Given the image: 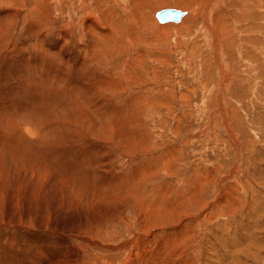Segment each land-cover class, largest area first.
I'll use <instances>...</instances> for the list:
<instances>
[{
    "label": "rangeland",
    "instance_id": "1",
    "mask_svg": "<svg viewBox=\"0 0 264 264\" xmlns=\"http://www.w3.org/2000/svg\"><path fill=\"white\" fill-rule=\"evenodd\" d=\"M163 9L185 16L160 24ZM0 11V264H117L129 250L111 248L134 237L151 239L153 264H264V0H0ZM90 14L100 65L83 69ZM106 186L113 206L81 202Z\"/></svg>",
    "mask_w": 264,
    "mask_h": 264
},
{
    "label": "bare ground",
    "instance_id": "2",
    "mask_svg": "<svg viewBox=\"0 0 264 264\" xmlns=\"http://www.w3.org/2000/svg\"><path fill=\"white\" fill-rule=\"evenodd\" d=\"M86 1V0H85ZM91 1H93V2H95V3H97L98 4V1L99 0H91ZM122 0H120V2H121ZM211 1H217V0H211ZM44 2V1H43ZM135 2H137V1H135ZM212 3V2H211ZM44 4H45V7H46V9L49 7L48 6V4H46L45 2H44ZM138 4V3H137ZM148 5V4H147ZM51 7V6H50ZM208 9H209V7H208ZM139 10V9H138ZM165 10H174V11H177L179 14H180V16H179V18H178V21L176 22V21H167V22H159L160 24H168V23H173V24H178V23H180L181 22V20L183 19V17L185 16V13L184 12H181V11H179V10H177V9H163V10H161V11H165ZM208 11V10H207ZM207 11H205L206 13H208ZM1 12V11H0ZM126 12H127V14H126V16L128 15V19L129 20H127V22H131V21H133V18L135 17L134 16V14H129V12L126 10ZM160 12V11H159ZM204 12V15H205V17H207V14ZM158 13V12H157ZM156 13V14H157ZM156 14H155V18H156ZM93 14H90V15H88L86 18H85V29H87V32H88V34H89V37H88V42H86L87 40L86 39H84V40H86V41H82L83 42V44H81L77 49H78V51H79V56H80V61H79V65H80V67H83V65L82 64H84V66H85V64L86 63H90V65H92V66H94V67H99V65H100V63H99V60H97V56H99V45L96 43V38H94V35H93V33H95L94 32V28H96L97 26H95V25H97V24H95V25H93V20H95L94 18L92 19V17H94V16H92ZM3 16V15H2ZM4 19V18H3ZM2 19V20H3ZM83 19V18H82ZM156 20H157V18H156ZM110 21H112V19H110ZM122 22V21H121ZM119 23H120V21H119ZM208 24V23H207ZM71 25V24H70ZM99 26V25H98ZM167 26V28L169 27L168 25H166ZM84 27V26H83ZM102 27V26H101ZM104 27V26H103ZM114 27V26H113ZM81 28H82V26H81ZM99 28V27H98ZM118 28V27H117ZM159 28H162V29H164L165 30V27L164 26H160ZM70 30H69V33H70V37H71V39H72V41L74 42V30H75V27H73L72 29H71V27L69 28ZM84 29V30H85ZM112 29V28H111ZM115 29V28H114ZM95 30H97V29H95ZM86 31V30H85ZM102 31V30H101ZM105 32V31H104ZM107 32V31H106ZM114 32V31H113ZM117 33H119V32H117ZM99 34H100V32H99ZM105 34V33H104ZM60 35H62V34H60ZM97 35H98V33H97ZM96 35V36H97ZM101 35V34H100ZM74 36V37H73ZM80 37V36H79ZM97 37H99V36H97ZM119 37V36H118ZM87 38V37H86ZM120 38V37H119ZM118 38V39H119ZM81 40V39H80ZM82 40H83V37H82ZM76 41H78L79 42V38H77L76 39ZM111 41V40H110ZM128 41V40H127ZM81 42V41H80ZM60 44H62V43H60ZM57 45V44H56ZM82 46V47H81ZM50 50V49H49ZM59 50V49H58ZM55 56V55H54ZM57 57V56H56ZM101 59V58H100ZM75 60V59H74ZM102 62V61H101ZM67 63V62H66ZM60 64V63H59ZM68 64H69V62H68ZM88 65V64H87ZM115 66V65H114ZM65 67H67V66H65ZM94 67H93V70L95 71V72H97V69H94ZM71 69V68H70ZM83 69H86L85 67H83ZM104 69V68H103ZM59 70H61V69H59ZM116 70V69H115ZM103 71H105V70H103ZM100 72V71H99ZM111 73V72H110ZM95 75L96 76H99L97 73H95ZM70 76V75H69ZM110 76H112V75H110ZM52 77H53V75H52ZM50 78V77H49ZM59 78V77H58ZM60 78H61V76H60ZM47 79V78H46ZM55 79V78H54ZM53 80V79H52ZM59 79H57L56 80V82L58 81ZM61 80H63V79H61ZM75 80V79H74ZM107 80V79H106ZM55 81V80H54ZM61 82L62 81H60V84H61ZM96 82V81H95ZM107 82V81H106ZM53 83V82H52ZM67 83V82H66ZM104 80H103V78L102 77H98V84H95V85H97V89H100V91H102L103 89H104ZM55 84H59V83H55ZM83 84V83H82ZM84 85H85V83H84ZM64 86V85H63ZM88 86V85H87ZM57 87V86H56ZM74 87V86H73ZM79 87V86H78ZM80 87L82 88V85H80ZM112 87H114V88H116V82L115 81H113V84H111L110 83V89H112ZM86 88V87H85ZM85 88H84V90H85ZM68 89V88H67ZM117 89V88H116ZM83 90V89H82ZM69 91V90H68ZM86 91V90H85ZM91 92V91H90ZM93 92V91H92ZM86 93V92H85ZM95 93V92H94ZM97 95V94H96ZM66 97V96H65ZM98 98V97H97ZM107 104V103H106ZM83 105V104H82ZM81 106V105H80ZM79 106V107H80ZM104 107V106H103ZM79 109H81V108H79ZM68 110V109H67ZM84 109H81V111H83ZM85 112V111H84ZM86 113V112H85ZM49 115V114H48ZM98 116V115H97ZM100 116V115H99ZM79 118V117H78ZM68 120V119H67ZM65 121H66V119H65ZM86 122V121H85ZM91 122V121H90ZM62 123V122H61ZM64 123V122H63ZM13 124V123H12ZM60 124V123H59ZM115 123H112V130L115 128V125H114ZM113 125H114V127H113ZM13 126V125H12ZM23 125H20L19 124V130L20 131H22L24 134H25V136H27L28 138H29V141L31 140V141H33L34 139V137L33 136H35L34 135V129H33V127H31V126H28V125H24L23 127H22ZM79 126V125H78ZM77 128H79V127H77ZM91 128V127H90ZM95 129V128H94ZM105 129V128H104ZM80 130V129H79ZM91 130V129H90ZM115 130V129H114ZM113 130V131H114ZM83 131V130H82ZM89 131V130H88ZM108 132V131H107ZM115 132V131H114ZM19 133V132H18ZM37 133V132H36ZM84 135V134H83ZM114 135H115V133H114ZM38 136V135H37ZM76 136V135H75ZM33 137V138H32ZM21 138V137H20ZM118 138V137H117ZM23 139V138H22ZM36 139V138H35ZM38 139H39V137H38ZM120 139V138H119ZM100 140H101V138H100ZM113 140H115V139H113ZM104 142V141H103ZM102 142V143H103ZM106 142V141H105ZM114 142V141H113ZM91 145V144H90ZM41 146V145H40ZM43 148V147H42ZM1 159V158H0ZM91 164V163H90ZM93 166V165H92ZM91 167V166H90ZM102 168V167H101ZM107 168V167H106ZM103 171V170H102ZM112 172V171H111ZM86 174V173H85ZM114 174V173H113ZM86 177V176H85ZM94 177V176H93ZM82 179H84V178H82ZM89 179V178H88ZM69 180V179H68ZM85 180H86V178H85ZM68 182V181H67ZM110 184V183H109ZM116 184V183H115ZM108 186V185H107ZM106 186V188H110V186L109 187H107ZM55 187V186H54ZM85 187V186H84ZM97 187V186H96ZM105 188V189H106ZM113 188V187H112ZM82 189H84V188H82ZM88 189V187L86 188V190ZM92 189V188H91ZM101 189V188H100ZM104 189V190H105ZM114 189V188H113ZM111 190V188H110V190H108L107 192H97L96 190L95 191H93L92 192V190H91V193H84V195L83 196H79L78 194V196L80 197V199L82 200H80L81 202H83V200H87L86 202H87V204H89V205H91V207L93 206V203L94 204H96L95 206H103V207H108V206H113V204L115 203V202H117L118 201V199L120 198V197H118L119 195H117V194H113V191L115 190L116 191V189H114V190ZM132 189V188H131ZM81 190V189H80ZM90 190V189H89ZM107 190V189H106ZM103 191V190H102ZM119 191V190H118ZM62 192V191H61ZM81 193V192H80ZM115 193V192H114ZM3 194V193H2ZM131 194V193H130ZM82 195V194H81ZM129 198L128 199H130L131 200V204H133L134 205V207H135V210H136V212L137 213H139V212H143L144 210H145V208H146V212H147V214L148 215H150L154 210H155V207H149V206H144L143 204L141 205L140 203H136V201H135V198L133 199L132 197H130V196H128ZM76 199H78V198H76ZM127 199V198H126ZM88 200L90 201L89 203H88ZM85 202V201H84ZM80 203V202H79ZM127 203L129 204V201L128 200H126L125 201V203H123L122 204V202H121V206H120V209H114L113 208V211H112V213H111V211H110V213H111V215H113V214H116V212L118 213V214H121L122 212H124V208H126L128 205H127ZM136 203V204H135ZM86 204V203H85ZM84 204H82V206H83ZM88 206V205H87ZM86 206V207H87ZM94 206V207H95ZM116 206V205H115ZM114 206V207H115ZM65 207H66V205H65ZM84 207V206H83ZM85 207V208H86ZM90 207V208H91ZM101 207H99V208H101ZM118 207V206H117ZM69 208V207H68ZM93 208V207H92ZM96 208H98V207H96ZM128 208V207H127ZM126 208V209H127ZM17 209V208H16ZM95 209V208H94ZM105 209V208H104ZM98 211H100V213H101V210H99V209H97ZM97 210L95 209V211H96V213H97ZM103 210V209H102ZM175 211H177V209H174ZM177 213H178V211H177ZM102 214H104V213H102ZM96 215V214H95ZM97 215H99V213L97 214ZM104 215H107L108 216V214H104ZM110 215V214H109ZM100 216H102V215H100ZM107 216H105V217H107ZM44 218V217H43ZM92 218H93V215H92ZM101 218H103V216L101 217ZM124 218V217H123ZM159 220H166L167 219V216H166V214H161V215H159ZM157 217H150L145 223H143L142 222V228H145L146 230H148L147 228L149 227V228H151L152 226H153V223L155 222L156 223V226L158 225V223H159V220H158V223H157V219H158ZM142 219H145V215L143 214L142 215ZM177 220H180L181 219V216H179V214L177 215V218H176ZM93 220H95V219H93ZM98 220V219H97ZM88 221V220H87ZM99 221V220H98ZM176 221V220H175ZM174 221V222H175ZM7 222V221H6ZM24 222V221H23ZM29 222V221H28ZM89 222V221H88ZM87 222V223H88ZM153 222V223H152ZM43 223V222H42ZM84 223V222H83ZM3 224V223H2ZM93 224H94V222H93ZM161 227H164L165 225H166V221H164V222H162L161 224ZM22 226V225H21ZM30 226V225H29ZM87 226V225H86ZM90 226V225H89ZM81 227V226H80ZM50 230V229H49ZM144 230V229H143ZM10 231V230H9ZM145 231V230H144ZM168 231V230H167ZM49 232V231H48ZM80 232H82V231H80ZM139 234L140 233H142V231H140V232H138ZM155 234H157V232H155ZM152 235H154V233L152 234ZM156 236V235H155ZM153 237V236H152ZM158 237V236H157ZM6 238V237H5ZM139 239V238H138ZM174 239V238H173ZM169 240V239H168ZM166 241H164V242H161L160 244H159V246H158V248L154 251V252H166V247H169L168 246V243L169 242H166ZM178 242V241H177ZM174 243V242H173ZM137 244V245H136ZM152 244V241H151V239H149V241H146V247H145V245L143 244V240H142V242H141V246H139V244L137 243V240H136V237H134L131 241H128V242H125V243H123V244H120V245H118L117 247H113V248H111L112 250H114V251H121V250H129V251H127L128 252V256L126 257V258H124L123 259V261H121V262H119V263H117V264H153V262H152V259H153V254H152V252H151V249H149V247H150V245ZM166 245V246H165ZM175 245V244H174ZM133 246H135V250H133L134 248H133ZM163 246H165V247H163ZM110 247H112V246H110ZM156 247V246H155ZM171 247V246H170ZM133 248V249H132ZM166 248V249H165ZM125 250V251H126ZM153 250V249H152ZM164 250V251H163ZM134 252H136L135 254H136V256L134 257L133 256V253ZM137 252H139V253H137ZM146 252H148V253H146ZM149 252H151V254L149 253ZM80 254V253H79ZM127 254V253H126ZM156 256V255H155ZM158 256V255H157ZM156 256V257H157ZM163 256H164V254H163ZM75 257V256H74ZM77 257H81V256H78L77 255ZM160 257V256H159ZM85 258V257H84ZM163 258V257H162ZM72 259V258H71ZM76 259V258H75ZM79 259V258H78ZM83 259V258H82ZM79 260H81V259H79ZM79 260H75V261H79ZM157 260V259H156ZM74 261V260H73ZM65 262V261H64ZM71 262V261H70ZM81 262V261H80ZM84 262V261H83ZM63 263V262H62ZM66 264H69V261H66L65 262ZM82 263V262H81ZM80 263V264H81ZM60 264V263H59ZM71 264H73V263H71ZM79 264V263H78ZM162 264V263H161Z\"/></svg>",
    "mask_w": 264,
    "mask_h": 264
},
{
    "label": "water",
    "instance_id": "3",
    "mask_svg": "<svg viewBox=\"0 0 264 264\" xmlns=\"http://www.w3.org/2000/svg\"><path fill=\"white\" fill-rule=\"evenodd\" d=\"M180 14L174 10L160 11L156 14L158 22L178 21Z\"/></svg>",
    "mask_w": 264,
    "mask_h": 264
}]
</instances>
